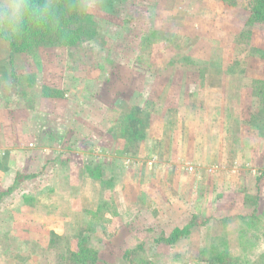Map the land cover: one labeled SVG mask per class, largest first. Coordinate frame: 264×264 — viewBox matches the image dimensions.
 Masks as SVG:
<instances>
[{
  "label": "rangeland",
  "instance_id": "1",
  "mask_svg": "<svg viewBox=\"0 0 264 264\" xmlns=\"http://www.w3.org/2000/svg\"><path fill=\"white\" fill-rule=\"evenodd\" d=\"M234 2L84 0L86 40L32 53L3 25L0 264H264V22Z\"/></svg>",
  "mask_w": 264,
  "mask_h": 264
},
{
  "label": "trees",
  "instance_id": "2",
  "mask_svg": "<svg viewBox=\"0 0 264 264\" xmlns=\"http://www.w3.org/2000/svg\"><path fill=\"white\" fill-rule=\"evenodd\" d=\"M226 5L234 6V0H222ZM84 0H27L30 11L24 16L20 23L15 26L11 33L10 46L15 52H35L40 47L63 46L74 47L86 40L90 32L89 23L91 16L86 14L82 8ZM252 19L264 22V0H253ZM4 36L3 25H0V37ZM264 59V51L260 50ZM42 96L49 99H60L64 92L50 87L43 88ZM93 177L99 179V171H91ZM35 178L34 175H17L15 183L22 179ZM11 191V189H10ZM196 217L183 229L176 228L171 235L164 239L169 245H175L178 241L186 239L191 235L192 230L198 226ZM202 225V224H201ZM84 242L80 252L75 255V261L81 262V258L89 260L94 250L87 247ZM128 251L126 256H131ZM223 264H229L224 257L219 258ZM131 263V261H130ZM79 264H88L85 262Z\"/></svg>",
  "mask_w": 264,
  "mask_h": 264
},
{
  "label": "clouds",
  "instance_id": "3",
  "mask_svg": "<svg viewBox=\"0 0 264 264\" xmlns=\"http://www.w3.org/2000/svg\"><path fill=\"white\" fill-rule=\"evenodd\" d=\"M30 11L27 0H17L16 3L9 6L7 11V19L0 18V25L17 26L24 16Z\"/></svg>",
  "mask_w": 264,
  "mask_h": 264
},
{
  "label": "crops",
  "instance_id": "4",
  "mask_svg": "<svg viewBox=\"0 0 264 264\" xmlns=\"http://www.w3.org/2000/svg\"><path fill=\"white\" fill-rule=\"evenodd\" d=\"M130 118L129 119H132V117L131 116H129ZM128 141H129V139H128ZM151 141V140H150ZM136 141H132L131 139H130V142L128 143V142H125L126 144H125V146L122 148L123 150H124V153H126V155L128 154V155H131L132 153H135V151H136V148H134V145L133 144H136L135 143ZM139 142H140V149H138V153L140 154V155H143L144 154V152L146 151V149H148L146 146L147 145H149V143H147L146 142V139H142V140H139ZM163 145V144H162ZM5 150H3V152H4ZM126 151V152H125ZM1 152H2V150H1ZM7 152V151H6ZM14 152H12V154H11V156H14V154H13ZM133 156V155H132ZM12 157H10L7 161H5L4 159H3V157H1L0 158V162H6L5 164L7 165L5 168L4 167H0V182H2L3 181V179L7 176L6 175V173L7 172H5L6 171V169L8 168V164L9 163H7V162H10L12 159H11ZM10 160V161H9ZM4 164V165H5ZM16 180V179H15ZM0 187L2 188V186L0 185ZM3 189V188H2Z\"/></svg>",
  "mask_w": 264,
  "mask_h": 264
}]
</instances>
